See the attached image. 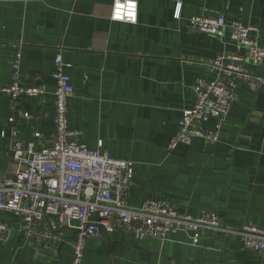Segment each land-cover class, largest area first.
Segmentation results:
<instances>
[{
  "label": "crops",
  "instance_id": "1",
  "mask_svg": "<svg viewBox=\"0 0 264 264\" xmlns=\"http://www.w3.org/2000/svg\"><path fill=\"white\" fill-rule=\"evenodd\" d=\"M134 1L137 23L129 24L110 20L113 0H0V175L14 170L11 117L21 139L34 142L36 150L53 142L51 73L60 52L73 86L68 128L81 133L78 140L88 149L134 163L129 207L163 200L194 219L216 216L229 229L263 228L264 84L258 91L238 85L216 143L194 139L173 152L167 146L182 112L194 104L195 81L213 80L206 66L217 52L233 50L215 37L188 32V20L223 15L254 27L264 48V0ZM18 52L21 84L41 87L40 98L13 102L2 93ZM242 68L264 78V62ZM23 113L30 115L28 122ZM214 124L211 119L205 126ZM0 221L8 228L0 264H71L72 230L61 229L68 241L55 247L25 239L11 214H1ZM82 264H264V259L239 238L213 231L194 247L184 232L167 241L136 242L117 226L105 238L86 239Z\"/></svg>",
  "mask_w": 264,
  "mask_h": 264
},
{
  "label": "built area",
  "instance_id": "2",
  "mask_svg": "<svg viewBox=\"0 0 264 264\" xmlns=\"http://www.w3.org/2000/svg\"><path fill=\"white\" fill-rule=\"evenodd\" d=\"M137 15L136 1L113 0L112 22L135 24ZM187 29L190 33L215 37L233 50L217 52L213 62L206 66L214 74L213 80L195 81L194 104L182 112L177 132L167 146L169 152L180 144L190 145L194 139L216 143L236 100L238 85L246 83L258 91L264 84V78L253 77L242 68L246 62L256 66L264 62V48L254 27L218 15L193 16ZM69 67L57 52L51 73L55 84V135L49 147L36 150L34 142L21 139L14 117L8 121L14 170L12 174L0 175V215L8 213L18 218L25 239L36 244L55 247L66 244L68 239L60 230H72L71 264H82L86 239L105 238L117 226L136 242L167 241L184 232L194 247L206 232L213 231L239 238L246 249L264 259V227L248 225L239 230L229 229L216 216L202 213L194 219L163 200H146L138 208L129 207L134 163L88 149L78 140L81 133L68 128L67 104L73 95L71 79L66 73ZM11 68V83L3 87L2 93L13 102L44 94L41 87L21 84L20 52L15 53ZM22 119L28 122L30 115L23 113ZM211 119L215 120L214 127L207 128L205 125ZM4 136L2 133L1 137ZM40 136V133L34 135L37 139ZM101 146L99 141L98 148ZM7 234L8 228L0 221V246L7 243Z\"/></svg>",
  "mask_w": 264,
  "mask_h": 264
}]
</instances>
